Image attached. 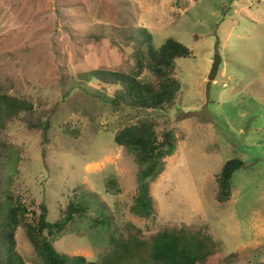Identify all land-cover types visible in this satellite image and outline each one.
Instances as JSON below:
<instances>
[{"label": "rangeland", "instance_id": "1", "mask_svg": "<svg viewBox=\"0 0 264 264\" xmlns=\"http://www.w3.org/2000/svg\"><path fill=\"white\" fill-rule=\"evenodd\" d=\"M128 29L146 30L157 48L175 39L192 52L176 61L181 91L163 110L115 105L120 85L94 76L128 70L132 50L109 38ZM0 77L49 124L45 141L22 120L6 131L19 154L15 196L32 210L46 205L51 222L73 199L91 203L87 219L54 242L60 254L104 264L118 251L115 241L134 240L146 260L134 264H155L154 238L175 231L209 238L212 255L201 264H264V0H0ZM140 80L157 85L147 72ZM144 120L176 139L151 182L149 218L132 209L141 169L114 142ZM233 159L243 166L231 197L219 202L216 175ZM102 208L108 230L94 223ZM16 238L24 264H43L23 228Z\"/></svg>", "mask_w": 264, "mask_h": 264}, {"label": "trees", "instance_id": "2", "mask_svg": "<svg viewBox=\"0 0 264 264\" xmlns=\"http://www.w3.org/2000/svg\"><path fill=\"white\" fill-rule=\"evenodd\" d=\"M110 38L112 45L132 50L130 66L125 72L97 71L99 81L106 85H120L112 102L128 105L136 110H163L175 102L181 91V83L175 76L176 61L192 56V52L175 39H168L157 48L146 30H118ZM100 40V39H98ZM152 74L157 85L140 80L144 73ZM13 82L0 77V264H24L18 254L16 236L23 228L43 264H98L88 262L83 257L70 258L60 254L54 242L66 234L76 220L87 219L91 203L84 198L70 201L63 211L62 219L51 222L46 205L32 210L10 189L13 173L17 170L19 154L6 139V131L11 124L22 120L26 127L41 132L46 140L49 124L36 117L33 103L12 94ZM114 142L126 148L133 156L141 171L138 176L139 188L133 211L143 218L155 213L150 195L151 182L164 169V161L176 150V139L172 130H164L159 136L154 120H144L140 124L118 131ZM239 159L228 161L216 175V198L227 202L231 197V179L241 169ZM103 230L109 228V218L102 208L99 212ZM208 237L197 239L185 232L164 231L153 240L151 261L155 264H201L212 255ZM115 243L118 251L104 264H134L137 253L133 242ZM137 251V250H136ZM143 263L142 257H139Z\"/></svg>", "mask_w": 264, "mask_h": 264}, {"label": "water", "instance_id": "3", "mask_svg": "<svg viewBox=\"0 0 264 264\" xmlns=\"http://www.w3.org/2000/svg\"><path fill=\"white\" fill-rule=\"evenodd\" d=\"M220 65H221V59H220V57H216L215 62L212 66L211 73L209 75V81L210 82L215 81V79L218 75L219 69H220Z\"/></svg>", "mask_w": 264, "mask_h": 264}]
</instances>
